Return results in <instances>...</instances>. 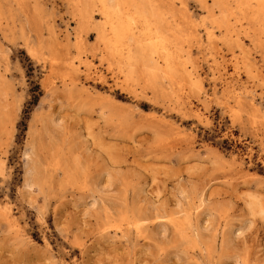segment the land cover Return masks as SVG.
Returning a JSON list of instances; mask_svg holds the SVG:
<instances>
[{
	"label": "rangeland",
	"instance_id": "1",
	"mask_svg": "<svg viewBox=\"0 0 264 264\" xmlns=\"http://www.w3.org/2000/svg\"><path fill=\"white\" fill-rule=\"evenodd\" d=\"M263 13L0 0V264H264Z\"/></svg>",
	"mask_w": 264,
	"mask_h": 264
},
{
	"label": "bare ground",
	"instance_id": "2",
	"mask_svg": "<svg viewBox=\"0 0 264 264\" xmlns=\"http://www.w3.org/2000/svg\"><path fill=\"white\" fill-rule=\"evenodd\" d=\"M256 1V3H259V5L260 4H262V3H264V0H255ZM245 2V1H244ZM253 3V2H252ZM251 3V4H252ZM227 5V4H226ZM229 5V4H228ZM243 5V4H242ZM250 5V4H249ZM223 6V5H222ZM238 6V5H237ZM256 6V5H255ZM226 7V6H225ZM253 7V6H252ZM221 11H222V9H221ZM261 11V10H260ZM223 14V13H222ZM230 15H232V14H229V16ZM253 15V14H252ZM263 15H264V13H263ZM224 16H226V14L224 15ZM262 18H264V16L262 17ZM264 20V19H263ZM122 24V23H121ZM256 25V24H255ZM250 27V26H249ZM128 29V28H127ZM249 29V28H248ZM110 33V32H109ZM115 33V32H114ZM115 35V34H114ZM121 38H123V37H121ZM127 53V52H126ZM128 57V56H127ZM172 57V56H171ZM7 94H9V92L7 93ZM4 95V94H3ZM9 99V98H8ZM1 158V157H0Z\"/></svg>",
	"mask_w": 264,
	"mask_h": 264
}]
</instances>
